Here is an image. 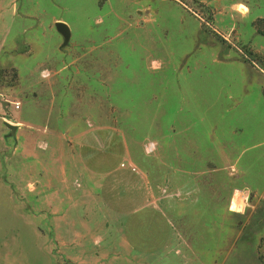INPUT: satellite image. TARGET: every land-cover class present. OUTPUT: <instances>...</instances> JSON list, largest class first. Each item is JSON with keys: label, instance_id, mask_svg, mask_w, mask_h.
I'll list each match as a JSON object with an SVG mask.
<instances>
[{"label": "rangeland", "instance_id": "1", "mask_svg": "<svg viewBox=\"0 0 264 264\" xmlns=\"http://www.w3.org/2000/svg\"><path fill=\"white\" fill-rule=\"evenodd\" d=\"M106 123L168 173L125 223L159 255L81 209L73 139ZM0 264H264V0H0Z\"/></svg>", "mask_w": 264, "mask_h": 264}, {"label": "crops", "instance_id": "2", "mask_svg": "<svg viewBox=\"0 0 264 264\" xmlns=\"http://www.w3.org/2000/svg\"><path fill=\"white\" fill-rule=\"evenodd\" d=\"M76 137L73 140L79 142L81 139V141L77 148L78 152L74 165L79 168L81 178L84 179L83 182L88 187L86 188L90 189V192L95 196V207L87 203L83 204L81 209H101L104 214L121 217L123 242L128 244L130 248L143 252V255H159L157 254L159 250L168 246L167 240L160 241V238L156 237L154 240H149L150 244L135 245L126 238L125 223L128 210L145 208L154 212L156 210L159 214L161 208L165 210V207L162 206L163 195L160 190L162 179L166 181V178L169 177L168 173L162 177H158L159 175L151 177L149 167L145 165L146 170L140 169L138 164H145L146 162L131 154L127 139L114 134L111 123L97 125L85 137ZM185 141L187 140H183V142ZM172 142L168 139L167 145ZM117 147L118 149H116ZM140 147L144 155H147L144 147L142 148L141 145ZM157 151L162 157L164 149L161 143L157 145ZM160 162L161 159L158 160L156 167H159ZM166 165L165 163L163 166L166 167ZM132 166L135 168L133 169Z\"/></svg>", "mask_w": 264, "mask_h": 264}, {"label": "water", "instance_id": "3", "mask_svg": "<svg viewBox=\"0 0 264 264\" xmlns=\"http://www.w3.org/2000/svg\"><path fill=\"white\" fill-rule=\"evenodd\" d=\"M55 28L57 32L60 33L63 37L62 46L67 45L70 39V28L68 27V25L63 21L58 20L55 22ZM4 124L9 128L10 134H13L16 129V126L8 122H4Z\"/></svg>", "mask_w": 264, "mask_h": 264}, {"label": "built area", "instance_id": "4", "mask_svg": "<svg viewBox=\"0 0 264 264\" xmlns=\"http://www.w3.org/2000/svg\"><path fill=\"white\" fill-rule=\"evenodd\" d=\"M9 101V100H8ZM11 102V101H10ZM15 107H18L19 106V102H11ZM154 149V143H148L146 146H145V151L147 153H150L152 150Z\"/></svg>", "mask_w": 264, "mask_h": 264}, {"label": "bare ground", "instance_id": "5", "mask_svg": "<svg viewBox=\"0 0 264 264\" xmlns=\"http://www.w3.org/2000/svg\"><path fill=\"white\" fill-rule=\"evenodd\" d=\"M237 196L236 197H234V199L232 200V202H231V207H232V209H234V210H238V209H240L239 207H241V206H239L240 205V203H239V199L237 200ZM238 203H239V205H238Z\"/></svg>", "mask_w": 264, "mask_h": 264}, {"label": "clouds", "instance_id": "6", "mask_svg": "<svg viewBox=\"0 0 264 264\" xmlns=\"http://www.w3.org/2000/svg\"><path fill=\"white\" fill-rule=\"evenodd\" d=\"M240 7L245 8V11H246V6H244V5H240ZM45 75H46V73H45Z\"/></svg>", "mask_w": 264, "mask_h": 264}]
</instances>
